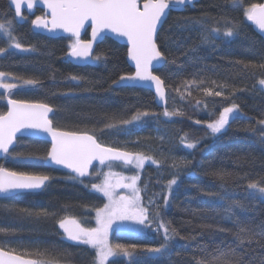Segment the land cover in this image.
Instances as JSON below:
<instances>
[{
	"label": "trees",
	"instance_id": "1",
	"mask_svg": "<svg viewBox=\"0 0 264 264\" xmlns=\"http://www.w3.org/2000/svg\"><path fill=\"white\" fill-rule=\"evenodd\" d=\"M263 1L241 0L234 4L233 0H199L180 13L169 14L159 36L170 37L169 48L174 56L154 71L165 81L166 103L160 109L149 90L112 85L121 75L133 73L126 62L125 46L106 38L93 51L94 55L103 53L99 61L75 66L67 60L69 38H47L32 30L31 21L43 15L42 10L23 13L18 23L9 0H0V22L11 21L12 36L23 48L33 49L26 52L9 47L12 40L0 32V47L6 49L0 55V71L17 78L3 81L16 83L17 87L11 93L0 88V112H6L5 95L47 103L54 109L50 118L54 128L94 134L105 146L157 160V164H145L139 171L132 165L110 162L93 167L89 177L78 180L43 164L48 143L19 138L15 150L39 159L5 156L0 166L48 175L50 180L39 193L0 198V247L51 264H93L94 249L68 241L58 221L72 217L84 227H95L96 209L102 208L105 200L91 186L102 179L98 170L107 168L139 176V186L145 190L144 204L153 201L158 207H152L151 212L160 213L152 229L163 223L178 233L170 243V255L162 259H149L139 249L158 246L163 229H149L138 235L113 234L115 243L138 246L130 257L113 258L119 264H196L202 256V246L231 243V233L216 230L217 226L232 228L223 220L227 204L208 193L227 194L244 204V210L234 209L240 219L253 224L264 221V198L248 189L252 182L264 186V124L260 123L264 121V86L259 84L264 70L252 67L264 63V39L253 31L243 14L250 4ZM186 17L194 21L219 20V24L209 26L220 28L221 35L214 38V43L202 44L199 24L186 29L175 27L178 20ZM226 20L238 25L231 38L223 37ZM82 39H88V30ZM192 48L195 51L183 55ZM175 56L180 60L173 63ZM71 76L82 79L74 81ZM25 79L39 83L24 85ZM205 90L213 94L209 96ZM217 91L223 94L216 96ZM233 104L238 106V114L223 134L213 137L207 124ZM144 112L148 115L133 119ZM186 142L196 143V148L187 149ZM215 171L225 173L224 179L211 174ZM172 179L177 183L165 195ZM163 196L169 197L168 207L164 206Z\"/></svg>",
	"mask_w": 264,
	"mask_h": 264
},
{
	"label": "snow or ice",
	"instance_id": "2",
	"mask_svg": "<svg viewBox=\"0 0 264 264\" xmlns=\"http://www.w3.org/2000/svg\"><path fill=\"white\" fill-rule=\"evenodd\" d=\"M191 2L192 0H11V5L15 7V16L23 19L22 7L25 3L29 11L33 10L36 3H42L47 11L44 15L36 16L32 20L33 26L36 29H44L49 32L59 29L67 33L70 40L67 55L78 60L99 61L103 53L94 55L93 45L103 42L108 38V34L116 38H124L127 42V56L134 63L135 72L131 75H121L117 80L112 81V85L132 87L136 82L148 83L154 86L156 94L163 100L165 98V81L153 72L163 67L168 57L174 56V54L169 48L170 37L161 39L159 28L171 11L182 12L183 6ZM233 3L240 4L241 0H233ZM243 14L247 21L252 22L261 33H264V3L250 4L244 8ZM213 22L220 23L215 18L194 21L186 17L178 20L175 27L186 29L193 23L199 24L201 26V43L211 44L214 43L215 37L221 35L220 28L209 26ZM11 24V21L0 22V32L6 33L12 40L9 47L26 52L32 51L31 48H23L12 36ZM85 25L91 28V38L87 40L81 38V32L85 29ZM237 27L236 22L226 20L223 37H233ZM5 51V48L0 47V55ZM193 51L195 48L188 49L183 55L188 56ZM179 60L180 57L175 56L172 62L176 63ZM252 67L264 70V63L252 65ZM9 77L12 80L17 79L11 73L0 71V88L11 93L17 84L3 82L7 81ZM71 79L80 81L82 78L71 76ZM38 83L39 81L34 79L23 80L24 85L36 86ZM259 84L264 86V79H260ZM205 91L209 96L213 94L211 91ZM222 94L220 91L215 93L216 96ZM7 105V112H0V153L11 156L13 159H39L31 154L25 157L24 153L17 152L13 147L14 145L18 146V133L22 137L26 132L31 131L43 132L51 136V150L46 159L75 173L76 176L72 179L87 176L93 161H99L100 164H104L105 161H123L125 164H134L137 169L144 167L146 159L157 164V160L150 156L146 157L142 153L134 154L105 146L94 134L54 128L52 120L49 118V113H53L54 109L47 103L8 99ZM236 114H238L237 105L224 107L219 113L218 119L207 124L213 137L223 134L227 130L230 120ZM140 115L147 116L148 113H138L133 119H139ZM165 115L167 116L169 113L165 112ZM123 123H129V121H123ZM260 123L264 124V121H260ZM185 146L194 149L196 143L186 142ZM211 174L220 177L221 180L226 175L221 171ZM128 179H130V183H123L121 180L113 184L107 177L100 184L92 183V188L96 192L102 193L108 200L103 208L96 209V227H84L73 218L58 221L59 228L63 229L68 241L86 244L95 249L93 264H119L118 259H113L110 262L109 258L130 257L138 250L137 245L109 243V231L112 230L114 224L117 225V228H123L126 223H131L142 229H152L153 223L160 215L158 211L155 214L151 212L152 207H158L153 201L149 200L148 205L141 203V189L137 187L139 176H132ZM49 180L48 175L17 172L0 166V194L39 190L45 187V182ZM176 183V179L169 182V193L172 190V185ZM117 188L129 189L130 195L118 196ZM248 189L258 192L261 197H264V186H258L257 183L252 182L248 184ZM208 195L227 204L223 220L230 222L232 228L217 226L216 230L231 233L233 240L227 244L221 242L211 246H202V256L196 260V264H264V221L253 224L240 219L234 209L244 210L245 205L231 199L227 194L208 193ZM162 199L164 206L168 207L169 197L163 196ZM161 229H163L164 235L158 246H146L139 249L146 253L149 259H162L166 255H170V243L178 235L175 229L169 230L163 223H159L155 231L159 232ZM180 239L187 238L180 237ZM13 251L0 247V264H51L48 260L22 259L20 256L14 255Z\"/></svg>",
	"mask_w": 264,
	"mask_h": 264
},
{
	"label": "water",
	"instance_id": "3",
	"mask_svg": "<svg viewBox=\"0 0 264 264\" xmlns=\"http://www.w3.org/2000/svg\"><path fill=\"white\" fill-rule=\"evenodd\" d=\"M198 1H199V0H192V2H191L190 4H185V5L183 6V10H184L186 7L193 6V5H194L195 3H197ZM263 3H264V1H263ZM9 5H10L11 10H12V11L14 12V14H15V7H14V5H11V0H9ZM36 9L42 10V11H43V15H44V14L46 13V11H47L46 7H45L42 3H36V4L34 5L33 10L29 11V10L26 8V3H25V5L22 7V17H23V13L33 14V13L35 12ZM180 12H181V11H171L170 13H180ZM170 13H169V14H170ZM169 14H168V16H169ZM168 16H167V17H168ZM15 19H16V21H17L18 23H20V22L22 21L21 17H16V16H15ZM34 19H35V18H34ZM34 19H33V20H34ZM246 21H247V20H246ZM247 23L252 27L253 31H254L257 35H259L261 38L264 39V33H261V32L259 31V29L257 28L256 25L252 24V22H250V21H247ZM163 24H164V23H163ZM161 27H162V26H161ZM161 27H160V28H161ZM31 28H32V30H33L34 32L39 33V34H41V35H43V36H45V37H47V38H59V37H61V38H68V34H67V33H64L62 30H59V29L54 30V31H52V32H49V31L44 30V29H36V28L33 26L32 21H31ZM160 28H159V30H160ZM87 30H88V39L91 38V28H90L88 25H85V29L82 30V32H81V38L83 37L84 33H85ZM108 38H109V39H112V40L115 41L116 43H118V44H120V45H123V46H125V47L127 48V42H126V40H125L124 38H116V37L112 36L111 34H108ZM98 44H99V43H94V45H93V51H94V49H95V46L98 45ZM67 60H68L71 64H73V65H75V66H79V67L90 66V65L93 64V59H88V60H78V59H76V58L69 57L68 55H67ZM126 62H127V64H128V66L133 70V73H132V74H134V72H135V66H134V63L128 58L127 55H126ZM160 68H161V67H160ZM160 68H158V69H160ZM153 74H155V73L153 72ZM155 75H156V74H155ZM114 87H115V86H114ZM132 87L149 90V91L153 94V96H154V102H155L156 106H157L158 108H160V109L163 108V107L165 106V103H166V90H165V87H164L165 98H164L163 100H161L160 97L156 94V92H155V88H154L153 85H150V84H148V83L136 82L135 86H132ZM117 88H119V87H117ZM8 99H14V98H12V97H10V96H8V95H5V97H4V102H5V106H6V112H7V110H8V105H7V100H8ZM33 103H37V102H33ZM6 112H5V113H6ZM53 113H54V112H53ZM53 113H49V118H51V116L53 115ZM88 134H89V133H88ZM17 136H18V138H33V139H38V140L44 141V142H46V143L49 144V149H48V151H47V154H48V152H50V150H51V136H50L49 134H47V133H43V132L35 133V132H31V131H29V132H26L22 137H21V135H20L19 133L17 134ZM13 147H15V145H14ZM108 147H109V146H108ZM115 149H116V148H115ZM117 150H119V151H124V150H120V149H117ZM127 152H129V151H127ZM131 153H133V152H131ZM47 154H46L45 159H44V161H43V164H44L46 167L51 168V169H55V170H59V171L65 172V173H68V174H70L72 177H75V176H76V174H75V173H72L69 169H65V168H63L62 166L55 165V164L52 163L50 160L46 159ZM134 154H135V153H134ZM5 156H6L5 154L0 153V159H3ZM110 162L118 163V164H121V165H123V166H131V165H132V164H125L123 161H105L104 164H100L99 161H93L92 165H91V166L89 167V169H88V175L85 176V177H77L76 179L79 180V179H82V178H87V177L90 176L93 167H96V166H105L106 164H108V163H110ZM47 182H48V181H47ZM47 182H45V183H47ZM43 188H44V187H43ZM43 188H41V189H39V190L31 191V192H22V193H39V192H41V191L43 190ZM16 194H20V193L0 194V198H8V197L14 196V195H16ZM13 254H14V253H13ZM14 255H17V254H14ZM17 256H19V255H17ZM20 257H21L22 259L36 260V259H32V258H25V257H22V256H20Z\"/></svg>",
	"mask_w": 264,
	"mask_h": 264
},
{
	"label": "rangeland",
	"instance_id": "4",
	"mask_svg": "<svg viewBox=\"0 0 264 264\" xmlns=\"http://www.w3.org/2000/svg\"><path fill=\"white\" fill-rule=\"evenodd\" d=\"M16 49H17V48H16ZM185 147H186V146H185ZM186 148H187V147H186ZM187 149H189V148H187ZM149 163H152V161L149 160V159H146V160H145V164H149ZM145 164H144V165H145ZM132 167H133L135 170H138V171L141 170V169H137V168L134 166V164H132ZM98 173L102 175V179H101L100 183H102L106 177H107L108 179H110L111 182H112L113 184H115V183H117V181H121V180H122L123 183H130V179H128V178H130V177H132V176H137V175L121 174V173H118V172H116L115 170H113V169H111V168H107V169H104V170L99 169V170H98ZM100 183H99V184H100ZM137 187L140 188V186H139V179L137 180ZM140 189H141V188H140ZM91 190L94 191V192H96V191L92 188V186H91ZM167 191H168V189H167V187H166L165 195H166ZM252 191H253V190H252ZM253 192H254V191H253ZM96 193L99 194L100 196H102V197L104 198V200H105V204L108 203L107 198L104 197L102 193H98V192H96ZM254 193H255L256 195H258L259 197H261L260 194H259L258 192H254ZM116 194H117L118 196H119V195H125V196H127V195H130V190L127 189V188H117V189H116ZM143 194H145V190H142V189H141L140 196H141V203H142V204H144V202H143V197H142ZM261 198H264V197H261ZM105 204H104V205H105ZM144 205H145V204H144ZM102 208H103V207H102ZM68 218H72V217H68ZM73 219H74V218H73ZM96 226H97V225H96V214H95V227H96ZM155 229H156V228H153L152 231H153V232H156ZM61 230H62V232H63V229H61ZM148 230H149V229H142V228H140L139 226L134 225V224H131V223H126L125 226H124L123 228H117V225L114 224L112 230L109 231L108 240H109V243H111V244H115V242H113L112 239H111L113 234L138 235V234H141V233H146V232H148ZM64 237L66 238L65 234H64ZM66 239H67V238H66ZM72 242H75V241H72ZM75 243H77V242H75ZM83 245H86V244H83ZM86 246L92 248V247L89 246V245H86ZM92 249H93V248H92ZM94 251H95V249H94ZM121 257H124V256H121ZM110 259H113V258L110 257L109 260H110Z\"/></svg>",
	"mask_w": 264,
	"mask_h": 264
}]
</instances>
